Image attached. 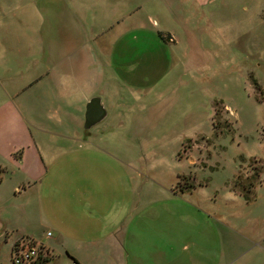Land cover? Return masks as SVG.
Wrapping results in <instances>:
<instances>
[{
    "label": "rangeland",
    "instance_id": "374dc122",
    "mask_svg": "<svg viewBox=\"0 0 264 264\" xmlns=\"http://www.w3.org/2000/svg\"><path fill=\"white\" fill-rule=\"evenodd\" d=\"M20 241L264 264V0H0V264Z\"/></svg>",
    "mask_w": 264,
    "mask_h": 264
},
{
    "label": "built area",
    "instance_id": "2783aa9c",
    "mask_svg": "<svg viewBox=\"0 0 264 264\" xmlns=\"http://www.w3.org/2000/svg\"><path fill=\"white\" fill-rule=\"evenodd\" d=\"M50 232H46V235H49ZM35 243V242H34ZM39 245L36 244H24L23 241H20L15 245L12 252V262L13 264H34L37 256L39 255Z\"/></svg>",
    "mask_w": 264,
    "mask_h": 264
},
{
    "label": "flooded vegetation",
    "instance_id": "af4514ba",
    "mask_svg": "<svg viewBox=\"0 0 264 264\" xmlns=\"http://www.w3.org/2000/svg\"><path fill=\"white\" fill-rule=\"evenodd\" d=\"M92 98H94V100H92L88 104V106L86 107L85 114H84L85 122L88 125L94 124L96 121H98L104 115V110L100 104L99 98H97V97L96 98L92 97ZM89 100L87 101V103L89 102Z\"/></svg>",
    "mask_w": 264,
    "mask_h": 264
},
{
    "label": "crops",
    "instance_id": "0c3cea01",
    "mask_svg": "<svg viewBox=\"0 0 264 264\" xmlns=\"http://www.w3.org/2000/svg\"><path fill=\"white\" fill-rule=\"evenodd\" d=\"M22 61V60H21ZM24 71H26V67H24V69H23ZM44 73L42 72V73H40L39 75H38V77H34V78H32L31 80H29L28 79V77H26L25 78V82L23 83V75L20 73V75H18L19 76V78H20V83L22 84L21 86H20V88H18L16 91H14V95L15 96H17V94L20 92L19 90L21 89V88H24L25 86H29V84H30V81L33 83V82H38L39 81V76H42ZM11 105V104H10ZM12 107V106H11ZM12 109H14L13 107H12ZM101 119V118H100ZM99 119V120H100ZM98 120V121H99ZM98 121H96V122H98ZM95 122V123H96ZM94 123V124H95ZM93 125V124H92ZM50 235V234H49ZM119 243V241H117V244ZM48 246V248H49V250H51V248H52V245H47ZM69 253L70 254H68L69 256H70V258H72V260H73V264H86V263H84L83 261H80V259H78V257L76 256V254L75 253H72V252H70L69 251ZM103 255V254H102Z\"/></svg>",
    "mask_w": 264,
    "mask_h": 264
},
{
    "label": "trees",
    "instance_id": "16d2710c",
    "mask_svg": "<svg viewBox=\"0 0 264 264\" xmlns=\"http://www.w3.org/2000/svg\"><path fill=\"white\" fill-rule=\"evenodd\" d=\"M41 250V245H39V251ZM47 261L46 257H42L40 252L39 255L37 256V259L35 260L34 264H45Z\"/></svg>",
    "mask_w": 264,
    "mask_h": 264
},
{
    "label": "water",
    "instance_id": "95a60500",
    "mask_svg": "<svg viewBox=\"0 0 264 264\" xmlns=\"http://www.w3.org/2000/svg\"><path fill=\"white\" fill-rule=\"evenodd\" d=\"M92 100H94V98H91V99L89 100V102L87 103L86 107L88 106V104H89ZM87 125H88V124H87Z\"/></svg>",
    "mask_w": 264,
    "mask_h": 264
}]
</instances>
